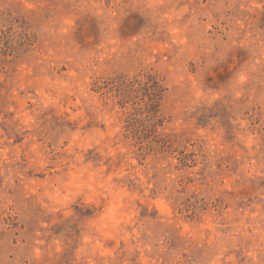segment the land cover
Listing matches in <instances>:
<instances>
[{
    "label": "rangeland",
    "instance_id": "1",
    "mask_svg": "<svg viewBox=\"0 0 264 264\" xmlns=\"http://www.w3.org/2000/svg\"><path fill=\"white\" fill-rule=\"evenodd\" d=\"M0 264H264V0H0Z\"/></svg>",
    "mask_w": 264,
    "mask_h": 264
},
{
    "label": "trees",
    "instance_id": "2",
    "mask_svg": "<svg viewBox=\"0 0 264 264\" xmlns=\"http://www.w3.org/2000/svg\"><path fill=\"white\" fill-rule=\"evenodd\" d=\"M152 80V79H151ZM152 89H153V91L152 92H150V94H151V99L153 100V102H157L158 100H157V96H158V94H159V92H160V85H159V82L158 81H154V83L152 84ZM148 89H150L149 87H148Z\"/></svg>",
    "mask_w": 264,
    "mask_h": 264
}]
</instances>
